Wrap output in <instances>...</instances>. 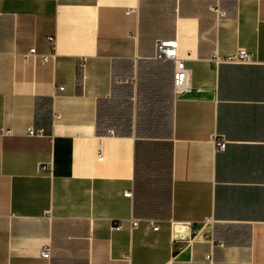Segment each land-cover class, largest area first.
I'll use <instances>...</instances> for the list:
<instances>
[{"label":"crops","instance_id":"crops-1","mask_svg":"<svg viewBox=\"0 0 264 264\" xmlns=\"http://www.w3.org/2000/svg\"><path fill=\"white\" fill-rule=\"evenodd\" d=\"M0 264H264V0H0Z\"/></svg>","mask_w":264,"mask_h":264},{"label":"built area","instance_id":"built-area-1","mask_svg":"<svg viewBox=\"0 0 264 264\" xmlns=\"http://www.w3.org/2000/svg\"><path fill=\"white\" fill-rule=\"evenodd\" d=\"M214 11L220 16H223L224 13L221 12L218 8H214ZM133 11L130 10L127 14H131ZM178 43L176 41L171 42H163L160 41L156 45V59L159 60H173L176 64V71L174 75V89L175 93L178 96L187 94L191 91V82H190V70L186 66L185 60L181 59L177 54ZM216 62H227L233 64H251L254 62L253 57L250 53H248L244 49H240L236 54L227 57L224 60H221L216 57ZM26 135L29 137H44L45 131L36 129L34 126H28L26 129ZM226 148V142L222 140H217L216 149L217 151H224ZM41 171H46L47 168L45 166L40 167ZM125 196L127 198H132L133 193L131 191L126 192ZM140 221L137 219L131 220V225L133 229H136L139 226ZM150 228L153 231H158L159 228L153 222L150 223ZM114 229L120 230L121 226L118 223L114 226ZM219 246H223L224 244L219 243ZM40 255L43 259H50V248L46 247L40 251ZM209 259L211 257H208Z\"/></svg>","mask_w":264,"mask_h":264}]
</instances>
